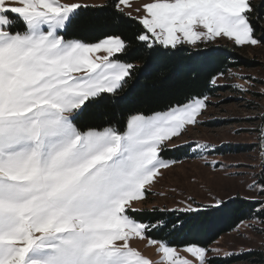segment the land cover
Masks as SVG:
<instances>
[{"label":"snow or ice","instance_id":"1","mask_svg":"<svg viewBox=\"0 0 264 264\" xmlns=\"http://www.w3.org/2000/svg\"><path fill=\"white\" fill-rule=\"evenodd\" d=\"M101 15L109 21L102 26ZM220 41L264 49V0H0V264H229L244 256L264 264V105L244 100L257 95L254 78L229 69L245 82L221 85L217 69L209 81L259 107L234 118L250 125L237 132L258 130L252 162L209 160L219 146L189 137L219 106L206 93L159 110L161 97L121 105L141 71L135 60L147 67L181 52L207 57ZM189 160L233 186L222 184L224 194L208 203L191 195L176 208L150 203ZM237 202L245 211L232 231L242 249L167 239L183 227L181 216ZM256 235L260 248L252 246Z\"/></svg>","mask_w":264,"mask_h":264},{"label":"rangeland","instance_id":"2","mask_svg":"<svg viewBox=\"0 0 264 264\" xmlns=\"http://www.w3.org/2000/svg\"><path fill=\"white\" fill-rule=\"evenodd\" d=\"M89 3L100 4L104 0H88ZM227 45L231 47L241 60H246L245 63L234 65L224 71L225 78L219 81V84H243V79L229 77V69L231 72L238 73L245 78H254L250 80L255 84L251 92L257 95H247L244 100L251 99L256 105H264V96L259 95L261 89H264V49L260 48H238L234 47L230 42L220 41L213 46ZM220 87V86H218ZM241 93L231 89L230 87H220L215 94L210 95L211 101L215 104L220 101L218 107L210 109L212 119L199 129L190 132L188 135L191 138H207L209 141L216 143L220 151L209 157V160H219L222 164H233L237 161H248L251 157L257 156V152L252 147L256 143L258 130L255 132L244 131L237 132L239 128L249 127L245 122H236L234 118H239L245 114H251L259 111V107L248 108L244 105V101L240 99ZM232 121V122H230ZM253 123H259L258 121ZM234 146V149L232 147ZM224 149V150H222ZM179 171V179L175 175L169 176L162 185L157 188V191H165L164 197H153L150 203L158 205H167L169 208L181 207L177 202L191 195L194 197L197 204L208 203L213 195H223L222 184L233 186L230 180H223L222 175H218L209 168L203 167L198 161L189 160L186 162L183 170ZM236 171V169H229ZM239 191L240 186L235 185ZM175 188L182 195H177L172 189ZM196 205H194L195 207ZM245 234L253 235L248 230ZM219 241V247L225 250H240L244 247L242 236H238L232 230L220 235L217 239L211 242L208 246H214V242ZM255 248L262 246L261 237L256 235L252 245ZM141 249L146 255L152 256L153 259H158V256L152 249Z\"/></svg>","mask_w":264,"mask_h":264},{"label":"trees","instance_id":"3","mask_svg":"<svg viewBox=\"0 0 264 264\" xmlns=\"http://www.w3.org/2000/svg\"><path fill=\"white\" fill-rule=\"evenodd\" d=\"M107 22L109 21L104 15H101L97 21L100 26ZM210 48L212 51L207 57L181 52L172 59L153 60L147 67H144L143 61L135 60L134 62L141 66V71L138 79L121 101V105L126 108L143 107L146 103L155 102V98L161 97L162 99L156 102L159 110L166 106L167 100L182 99L189 92L215 94L220 87H213L209 81L216 70L225 71L231 66L245 63L246 60H241L240 56L227 45H211ZM243 211L245 206L237 202L221 213L181 216L177 227L179 228L181 223L183 227L167 239L177 247H181L186 241H196L208 246L223 233L231 231L237 217ZM172 219H175V216ZM171 228L172 225H169V229ZM249 259H258V257L235 258L230 260L229 264H246Z\"/></svg>","mask_w":264,"mask_h":264}]
</instances>
